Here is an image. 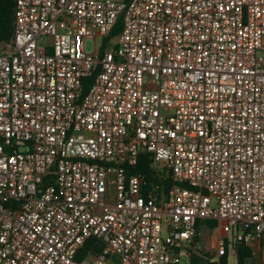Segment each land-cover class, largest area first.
<instances>
[{
  "label": "built area",
  "instance_id": "obj_1",
  "mask_svg": "<svg viewBox=\"0 0 264 264\" xmlns=\"http://www.w3.org/2000/svg\"><path fill=\"white\" fill-rule=\"evenodd\" d=\"M209 220L264 239V0H14L0 264H186Z\"/></svg>",
  "mask_w": 264,
  "mask_h": 264
},
{
  "label": "trees",
  "instance_id": "obj_2",
  "mask_svg": "<svg viewBox=\"0 0 264 264\" xmlns=\"http://www.w3.org/2000/svg\"><path fill=\"white\" fill-rule=\"evenodd\" d=\"M13 8H14V0H0V41H6L10 38L12 34V23H13ZM120 30V22H118L109 35V37L105 40L106 42L112 39L117 35ZM105 46V44H104ZM91 78L85 80L87 83L91 82ZM130 173L143 174L148 180H153L156 183L157 177L155 169L151 164V160L149 155L141 154L139 158L138 165L135 169L129 170ZM162 184L164 189L169 188L170 182L169 178L166 176L165 180L158 179ZM201 224L208 225L210 228L217 227V223L215 221H204L197 224V230L199 231V226ZM224 253L221 255L217 261L214 260V257L211 254H204L206 251L203 249L202 251H196L192 253L191 258L186 264H228V241L226 239L222 240ZM90 243V242H88ZM88 245V244H87ZM205 248V247H204ZM235 254H236V264H245L247 258L251 256L250 248L244 243H237L235 245Z\"/></svg>",
  "mask_w": 264,
  "mask_h": 264
},
{
  "label": "rangeland",
  "instance_id": "obj_3",
  "mask_svg": "<svg viewBox=\"0 0 264 264\" xmlns=\"http://www.w3.org/2000/svg\"><path fill=\"white\" fill-rule=\"evenodd\" d=\"M100 45H101V38L97 37L96 38V47H100ZM108 48L111 49L112 45H109ZM85 50H86V52H89V53L92 52V50H93V41L92 40L88 39L85 41ZM161 166H162L161 163H158L155 165V169L158 172H160V174L164 175L165 172ZM203 226H204V224L200 226V227H202L200 229L202 238L207 240L209 237V234H211V237H212V239L209 243H208V240L205 242L204 250L206 252L204 254L209 253V254H211V256L214 257V259H216V252H217L218 247H219V237H221L222 234L219 233L218 227L210 228L208 225H206L204 227ZM228 264H236V258L234 255H231L229 257Z\"/></svg>",
  "mask_w": 264,
  "mask_h": 264
},
{
  "label": "crops",
  "instance_id": "obj_4",
  "mask_svg": "<svg viewBox=\"0 0 264 264\" xmlns=\"http://www.w3.org/2000/svg\"><path fill=\"white\" fill-rule=\"evenodd\" d=\"M201 225H203V224H201ZM200 226H199L198 233H199V236H200V239H201L202 243L205 246V242L208 240V243H209L211 241L212 237H211V234H209V237H208L207 240L206 239H203L202 238V235H201V231H200V229L202 227H200ZM204 226H206V225L204 224ZM219 233H220V231H219ZM247 246L251 250V256L246 259L245 264H264V239H262L260 241L252 242V243L248 244ZM231 255H234L235 258H236V254L235 253L234 254L232 253V254H229L228 259H229V257Z\"/></svg>",
  "mask_w": 264,
  "mask_h": 264
}]
</instances>
